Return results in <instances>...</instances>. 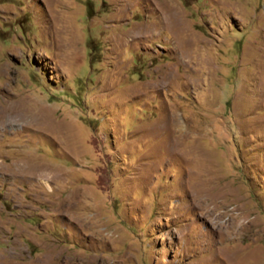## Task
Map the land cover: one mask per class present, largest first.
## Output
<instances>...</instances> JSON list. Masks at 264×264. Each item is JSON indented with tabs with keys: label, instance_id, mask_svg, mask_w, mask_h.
<instances>
[{
	"label": "rangeland",
	"instance_id": "374dc122",
	"mask_svg": "<svg viewBox=\"0 0 264 264\" xmlns=\"http://www.w3.org/2000/svg\"><path fill=\"white\" fill-rule=\"evenodd\" d=\"M0 264H264V0H0Z\"/></svg>",
	"mask_w": 264,
	"mask_h": 264
}]
</instances>
